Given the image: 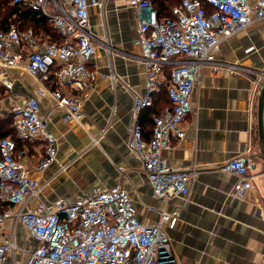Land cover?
<instances>
[{
  "label": "built area",
  "instance_id": "2783aa9c",
  "mask_svg": "<svg viewBox=\"0 0 264 264\" xmlns=\"http://www.w3.org/2000/svg\"><path fill=\"white\" fill-rule=\"evenodd\" d=\"M104 1L12 0L48 16L63 36L61 40L38 35L32 28L20 30L15 24L9 29L0 27V84L12 105L11 121L18 139L45 145L37 162L39 171L56 161L59 140L48 128L37 96L24 103L14 101V79L8 73L15 68L26 71L40 84L39 95L80 120L85 97L99 75L89 64L101 47L109 53L116 50L107 33H98L91 21L90 8L103 10ZM130 1L137 22L134 45L139 52L126 54L144 66L146 80L143 91H132L128 145L142 161L155 196L167 201L174 196L187 198L198 170L170 165L164 151L175 139L186 137L184 124L205 66L251 76L257 91L264 87V67L254 70L239 59L218 58L226 40L264 21V0H181L174 6L173 16L164 17L159 16L152 0ZM205 1L214 8L212 12ZM167 66L171 67L168 93L172 106L153 116L151 136L145 139L141 112L154 104L155 94L166 81ZM109 77L116 75L111 72ZM252 153L249 143L223 165L224 170L238 176L234 187L238 196L254 188ZM0 201L9 206L0 210V223L12 218L37 241L34 247L26 248L23 264H179L165 225L175 226L182 216L181 208L159 210L156 222H144L138 217L135 198L124 187L94 186L74 199H43L39 180L29 173L11 136L0 139ZM16 239L14 233L0 234V264H7L10 255L17 253Z\"/></svg>",
  "mask_w": 264,
  "mask_h": 264
},
{
  "label": "crops",
  "instance_id": "0c3cea01",
  "mask_svg": "<svg viewBox=\"0 0 264 264\" xmlns=\"http://www.w3.org/2000/svg\"><path fill=\"white\" fill-rule=\"evenodd\" d=\"M106 7L105 19L99 7L90 8L95 28L98 30L105 20L112 43L138 53L131 1L109 0ZM251 46L254 48L247 51ZM101 50L89 64L99 75L85 97L80 120L52 99L39 95L40 84L26 71L15 68L8 73L14 79V101L24 103L37 96L41 114L59 140L57 159L44 171L37 169L45 153L42 141H23L18 148L29 173L41 184V197L50 201L74 199L94 186L124 187L135 198L138 217L144 222H156L159 210L181 208L182 216L175 226L165 225L179 264H264V165L259 157L258 91L253 77L213 66L203 68L184 124L186 137L175 139L164 151L170 165L194 167L199 174L187 198L174 196L167 201L154 195L142 161L128 145L132 91L144 90V66L119 54L110 59ZM218 58L264 67V21L226 40ZM111 72L116 75L114 79L109 77ZM1 104H9L11 118L7 96ZM146 118L144 126L149 129ZM249 143L255 161L250 170L254 188L238 196L234 191L238 176L224 170L223 165ZM12 221L9 218L0 223V231H9ZM35 245L33 238L27 247ZM7 264L12 263L9 260Z\"/></svg>",
  "mask_w": 264,
  "mask_h": 264
},
{
  "label": "trees",
  "instance_id": "16d2710c",
  "mask_svg": "<svg viewBox=\"0 0 264 264\" xmlns=\"http://www.w3.org/2000/svg\"><path fill=\"white\" fill-rule=\"evenodd\" d=\"M154 7L157 9L160 17L173 16V8L175 5L181 3V0H152ZM205 5L209 12H212L214 8L205 1ZM15 24L20 30H27L32 28L36 34L41 36L49 35L53 40H61V36L55 28H53L52 22L49 17L41 13L40 10L34 9L30 6L14 4L12 0H0V25L2 29H9L11 25ZM171 67H165L166 81L162 85V88L154 96V104L147 107L141 112V122L144 129V138L148 139L152 133L153 116L159 114L166 107L172 106V101L168 93V83L170 80ZM1 90H4V86L0 84ZM143 112H146L145 115ZM143 114V115H142ZM147 115L146 120L150 122V128L146 129L144 126L143 117ZM10 124V125H9ZM11 126V127H10ZM12 128V129H11ZM5 136H11L17 141V148L23 143L18 139L16 131L12 126V121L5 118H0V139ZM9 208L8 204L0 201V210Z\"/></svg>",
  "mask_w": 264,
  "mask_h": 264
},
{
  "label": "rangeland",
  "instance_id": "374dc122",
  "mask_svg": "<svg viewBox=\"0 0 264 264\" xmlns=\"http://www.w3.org/2000/svg\"><path fill=\"white\" fill-rule=\"evenodd\" d=\"M108 1L109 0H105L104 1L103 10L100 8V15H102V17H104V19H105V15L107 13V7L106 6H107V2ZM104 21H103V26H101L98 29V33H101V34L107 33L106 25H105L106 22L104 23ZM107 35H108V33H107ZM109 39H110V37H109ZM111 43H112V41H111ZM112 44L116 48V50L113 51L112 53H109L105 46L101 47V49H102L101 51H103V54H105V56H107L108 58L111 59L115 54H119V55H122L124 58H126L129 62H134V60L129 56V54H126V53H134L133 51L123 50L122 48L118 47L114 43H112ZM134 63H136V62H134ZM251 67L254 70H258L259 68H261L259 66H254V65H252ZM1 89L2 88H0V100H5L6 92L4 90H1ZM9 109H10L9 104L6 105V106L1 104V107H0V118H5V119L10 121L11 118H10V115L8 114ZM9 227H10L9 231H2L1 230L0 232H5L6 234H10V233L16 234V237H17L16 242L18 244V249L16 250L17 251L16 254L12 253L10 255V262L12 264H23L24 263L23 261H25L26 256H27L26 248H27V246H31L32 245V239L33 238L26 231V229L24 228L23 224H21V223H15L14 220H13Z\"/></svg>",
  "mask_w": 264,
  "mask_h": 264
},
{
  "label": "water",
  "instance_id": "95a60500",
  "mask_svg": "<svg viewBox=\"0 0 264 264\" xmlns=\"http://www.w3.org/2000/svg\"><path fill=\"white\" fill-rule=\"evenodd\" d=\"M257 120H258V134H259V157L264 165V87L258 91V107H257Z\"/></svg>",
  "mask_w": 264,
  "mask_h": 264
}]
</instances>
